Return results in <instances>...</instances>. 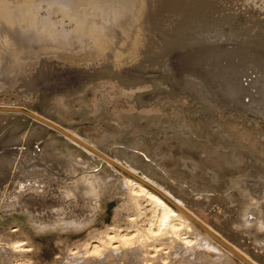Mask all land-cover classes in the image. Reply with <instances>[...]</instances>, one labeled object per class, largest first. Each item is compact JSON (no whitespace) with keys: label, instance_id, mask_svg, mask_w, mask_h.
<instances>
[{"label":"rangeland","instance_id":"1","mask_svg":"<svg viewBox=\"0 0 264 264\" xmlns=\"http://www.w3.org/2000/svg\"><path fill=\"white\" fill-rule=\"evenodd\" d=\"M132 11L118 34V64L76 45L71 57L58 53L43 71L45 56L0 79V107L21 109L0 111V154H24L10 167L18 172L38 150L78 152L27 113L37 112L129 160L264 264V116L259 107H237L215 93L250 72L256 79L250 90L264 89V0H136ZM99 170L111 181L103 184L96 228L114 222L121 202L114 172ZM1 214L0 230L19 223L39 247L37 264L50 263L88 232L42 231L24 213ZM200 252L179 264H243L222 248L218 257Z\"/></svg>","mask_w":264,"mask_h":264},{"label":"bare ground","instance_id":"2","mask_svg":"<svg viewBox=\"0 0 264 264\" xmlns=\"http://www.w3.org/2000/svg\"><path fill=\"white\" fill-rule=\"evenodd\" d=\"M135 1L0 0V79L11 72L23 73L24 62L31 64L45 56L42 70L58 53L71 57L76 45L90 57L105 55L110 64H118V34L125 33L131 24L128 21L134 16ZM121 16L124 19L118 21ZM251 73L227 82L225 91L221 87L215 93L237 107H259L264 116V89L250 90L256 81ZM20 110L14 105L0 107V111ZM27 113L40 125L57 130L78 150H38L30 153L35 161L23 164L18 172L10 167L23 163L25 155L20 152L19 158V151L0 154L3 218L1 213L11 219L15 213H24L38 230L88 231L48 264H58L59 258L65 264H179L201 250L218 257L221 248L227 252L226 258L233 255L243 264H260L129 160L109 155L91 140L37 112ZM80 153L98 166H92ZM100 167H108L116 175L113 186L121 202L114 222L96 228L93 224L102 212L103 184L111 181ZM39 250L21 224L0 230V264H37Z\"/></svg>","mask_w":264,"mask_h":264}]
</instances>
